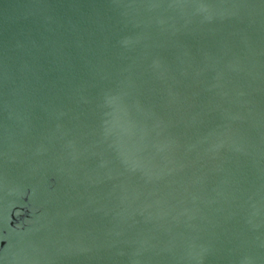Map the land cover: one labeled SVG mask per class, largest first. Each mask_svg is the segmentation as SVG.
<instances>
[{
    "label": "water",
    "instance_id": "obj_1",
    "mask_svg": "<svg viewBox=\"0 0 264 264\" xmlns=\"http://www.w3.org/2000/svg\"><path fill=\"white\" fill-rule=\"evenodd\" d=\"M0 264H264V0H0Z\"/></svg>",
    "mask_w": 264,
    "mask_h": 264
}]
</instances>
